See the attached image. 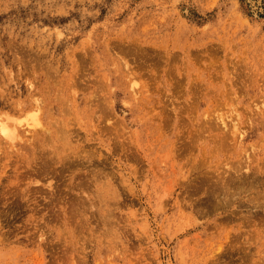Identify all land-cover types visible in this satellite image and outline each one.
I'll list each match as a JSON object with an SVG mask.
<instances>
[{
	"label": "rangeland",
	"instance_id": "obj_1",
	"mask_svg": "<svg viewBox=\"0 0 264 264\" xmlns=\"http://www.w3.org/2000/svg\"><path fill=\"white\" fill-rule=\"evenodd\" d=\"M28 82L0 264H264V0H0V113Z\"/></svg>",
	"mask_w": 264,
	"mask_h": 264
},
{
	"label": "bare ground",
	"instance_id": "obj_2",
	"mask_svg": "<svg viewBox=\"0 0 264 264\" xmlns=\"http://www.w3.org/2000/svg\"><path fill=\"white\" fill-rule=\"evenodd\" d=\"M127 72L130 73L131 71H127ZM28 85L30 87V89H29L30 92L27 95V98L20 99L19 101H17L16 102V105H15V107H14L13 110L3 111V112L0 113V133L5 138H7L9 140H12V141L13 140L14 141H17L18 140V142L19 141H24V137L22 136V134H23L27 139H29L30 142L32 141L34 143L35 142V139H36V142H37L36 145L37 144L43 145V143L47 144L49 142H52L53 137L55 136V133L50 128L48 122L45 120L46 103H45V100H44L43 97H41L36 92H33V90H34L33 84L31 82H28ZM134 85H135V83L134 84L133 83L130 84V87H132L131 90H134L133 89V86ZM27 89H28V87H27ZM134 92H137V91L134 90ZM221 124L222 125H225L223 122ZM230 131H231V133L233 135L236 134V133H238V132H235L236 130L234 131V129H233V131L232 130H230ZM227 136H228V134H227ZM229 136H231V135L229 134ZM57 138H58V140H60L61 144H66V140L68 139V137H67L66 134L64 136L61 135V134L60 135H57ZM69 139H70V137H69ZM55 140H57V139H55ZM56 142L57 141H55V143ZM206 173L207 172H205V174ZM229 176H230V174H229ZM204 179H206V178H204ZM216 179H217V177H216ZM218 179H220V178H218ZM224 179H225V177H224ZM210 180H207V181H210ZM95 181H97V180H95ZM219 182H221V181H219ZM204 183H206V182H204ZM214 194H215V192H214ZM219 205H220V202H219ZM216 207H218V204H217Z\"/></svg>",
	"mask_w": 264,
	"mask_h": 264
}]
</instances>
